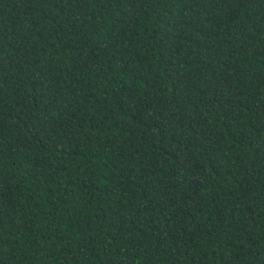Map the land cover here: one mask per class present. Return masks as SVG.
Instances as JSON below:
<instances>
[{
    "label": "trees",
    "instance_id": "1",
    "mask_svg": "<svg viewBox=\"0 0 264 264\" xmlns=\"http://www.w3.org/2000/svg\"><path fill=\"white\" fill-rule=\"evenodd\" d=\"M0 264H264V0H0Z\"/></svg>",
    "mask_w": 264,
    "mask_h": 264
}]
</instances>
